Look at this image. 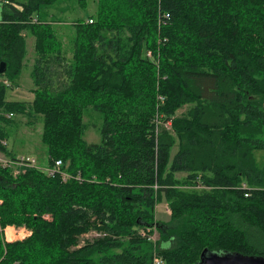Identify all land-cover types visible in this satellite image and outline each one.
Returning <instances> with one entry per match:
<instances>
[{
    "label": "trees",
    "instance_id": "obj_1",
    "mask_svg": "<svg viewBox=\"0 0 264 264\" xmlns=\"http://www.w3.org/2000/svg\"><path fill=\"white\" fill-rule=\"evenodd\" d=\"M58 1L0 0V140L9 114L41 116L47 165L61 160L69 175L0 165V264H152L154 250L163 264H200L204 249L264 257L253 153L264 151V0H97L72 24L70 56L41 15ZM25 31L29 102L7 99ZM89 106L101 116L96 143L83 138ZM162 200L170 224L155 221ZM7 226L30 234L7 241ZM154 226L156 246L139 233Z\"/></svg>",
    "mask_w": 264,
    "mask_h": 264
},
{
    "label": "rangeland",
    "instance_id": "obj_2",
    "mask_svg": "<svg viewBox=\"0 0 264 264\" xmlns=\"http://www.w3.org/2000/svg\"><path fill=\"white\" fill-rule=\"evenodd\" d=\"M20 3L26 0H14ZM97 8V0H60L52 6L41 12L44 15V20L50 21L57 32L58 37L63 42L65 52L68 56L71 55V38L73 34V22L76 20L86 19L89 15L95 14ZM26 39V54L23 60V67L19 77L16 79V85L10 87L7 93V99L16 101L29 102L33 98L32 89L33 82L30 75L32 65L34 63V38L28 32H24ZM3 84L11 86V82L3 80ZM12 88V89H11ZM187 106L177 111V114L185 111ZM83 121L86 124V130L83 138L89 143H96L100 141L99 125L101 123V116L92 108L86 107L83 112ZM7 132V147L14 156H30L36 159V166L40 169L46 168L47 165V149L41 142L42 132V118L39 115L27 116L25 114H14L11 120L5 126ZM175 150V148H174ZM254 157L257 164L264 169V151L254 150ZM44 168V169H45ZM183 173H178L177 176H183ZM155 221L158 224H170V213L167 212V204L164 200L158 203L155 207ZM7 228H12L14 237L9 239L6 235ZM4 229L5 239L13 241L22 239L30 234L25 227H7ZM158 230L159 227L155 226ZM91 230L87 237H79V245L85 241L91 240L95 237ZM86 236V235H85ZM157 241L160 239L156 236Z\"/></svg>",
    "mask_w": 264,
    "mask_h": 264
},
{
    "label": "built area",
    "instance_id": "obj_3",
    "mask_svg": "<svg viewBox=\"0 0 264 264\" xmlns=\"http://www.w3.org/2000/svg\"><path fill=\"white\" fill-rule=\"evenodd\" d=\"M88 21L91 22L92 20L88 19ZM147 56H150L149 51L147 52ZM11 116L12 114L8 115V117ZM167 126H169V123H167ZM0 146L7 147V139H1ZM0 165L3 167H9L14 175L19 174L21 171L27 168L37 167L35 158L30 156H21V157L14 156L13 158H11L10 156L6 155L5 152L1 150V148H0ZM61 167H62V161L55 160L53 165L47 166L46 168L44 167L45 169L44 168L42 169L49 175L59 173L61 175V178L63 180H66L69 177V175L65 171L61 170ZM243 187H245L244 184ZM167 212L170 213L168 207H167ZM88 233L82 234V237H87L89 235ZM139 233L141 234V236L146 237L147 240L152 241L153 245L156 246V242H157L156 236L158 235V230L155 228V226L152 227L151 229L150 228H147L145 230L142 229L139 231ZM93 234H96L94 236H98V234L100 233L94 232ZM152 264H163V258L159 254H157L155 250L152 257Z\"/></svg>",
    "mask_w": 264,
    "mask_h": 264
},
{
    "label": "water",
    "instance_id": "obj_4",
    "mask_svg": "<svg viewBox=\"0 0 264 264\" xmlns=\"http://www.w3.org/2000/svg\"><path fill=\"white\" fill-rule=\"evenodd\" d=\"M6 63H0V74L5 71ZM200 264H264V257L259 255H243L233 252H214L204 249L200 256Z\"/></svg>",
    "mask_w": 264,
    "mask_h": 264
},
{
    "label": "bare ground",
    "instance_id": "obj_5",
    "mask_svg": "<svg viewBox=\"0 0 264 264\" xmlns=\"http://www.w3.org/2000/svg\"><path fill=\"white\" fill-rule=\"evenodd\" d=\"M6 235H7V238H9V239L14 237V232H13L12 228H7Z\"/></svg>",
    "mask_w": 264,
    "mask_h": 264
},
{
    "label": "crops",
    "instance_id": "obj_6",
    "mask_svg": "<svg viewBox=\"0 0 264 264\" xmlns=\"http://www.w3.org/2000/svg\"><path fill=\"white\" fill-rule=\"evenodd\" d=\"M7 227H9V226H7ZM7 227H6V228H7ZM10 227H13V226H10ZM6 228H5V229H6Z\"/></svg>",
    "mask_w": 264,
    "mask_h": 264
}]
</instances>
